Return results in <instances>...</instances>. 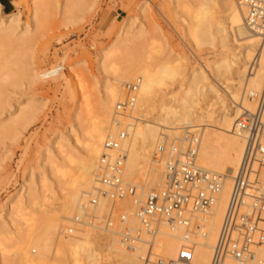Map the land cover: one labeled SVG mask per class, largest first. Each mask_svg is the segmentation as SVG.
<instances>
[{
  "label": "bare ground",
  "instance_id": "1",
  "mask_svg": "<svg viewBox=\"0 0 264 264\" xmlns=\"http://www.w3.org/2000/svg\"><path fill=\"white\" fill-rule=\"evenodd\" d=\"M30 1L32 4L30 23H22L19 12L15 11L1 16L0 5V52L5 46L14 43L16 38L26 36L33 27H36L44 4L43 0ZM172 1L179 4L181 0ZM20 3L21 0H15V4ZM94 3L95 0H64L61 3V10L66 13L77 7L86 5L90 7ZM120 3L126 9H131L130 4L123 1ZM182 6L194 20L193 24L188 25L187 35L193 36L199 45L210 46L215 41L214 43L225 51L209 63L211 80L201 68L196 67L179 85L180 87L176 88L178 90L170 93L165 90L166 81L170 83L179 76L177 61L157 62L149 58H136L123 54L128 44L135 42L134 38L144 33L143 28H140L135 36L134 31H131V26L134 24L131 21L109 32L115 35L116 40L114 44L112 43V47L105 48L101 53V71L108 75V80L104 82L101 90L98 109L94 115H91L93 112L91 113L85 96L82 98L83 104L75 113L74 123L82 129L75 132L73 141L82 146L83 156L78 157L73 152V147L63 138L54 142L58 155L75 166V171L66 185V191L60 198L61 202L59 204L50 202L53 192L44 177L40 179L37 187L40 192H37L36 184L29 182L32 176L30 175L26 176L20 192L9 196L0 210L1 236L6 233L4 227L6 223L16 227L19 221L25 222L24 211L27 207L36 205L40 197L39 202H43L44 206H51L47 213L41 212L36 216L37 227L23 233L24 236L21 235L13 248L12 251L16 254L19 264H54L61 252L69 250L79 264L82 261L86 264H106L104 263L106 261L102 262L105 259L103 255L105 251H107L105 254L107 260L110 256H114L117 258L115 259L117 264H142L140 252L144 250V245L138 246L139 252H131L126 250L116 237L99 235L89 228L77 229L67 236L59 233L60 222L63 219L71 220L79 211L81 203L94 195V173L103 152V142L108 133L117 130L114 124V106L122 98L123 85L138 77L141 78V82L135 106L131 113L120 118L121 121L129 120L128 117H133L135 114L142 120L141 123H134L129 137L123 143L128 150L124 179L127 181L129 177H140L143 182L151 179L149 190L161 187L162 169L158 167L160 162L153 158V154L163 130L169 135H178L184 124L201 126L197 163L200 167L223 176V185L216 197L215 208L213 209L212 206L209 214H197V220L200 221L202 228L191 237L194 244L192 264H209L231 190L232 177L244 150V140L233 133L232 127L243 109L254 108V101L248 93L260 90L264 80V37L249 31L244 24L242 11L234 0H197L195 5L189 7L188 4L182 3ZM151 7L149 0H140L137 5L139 12L144 15ZM138 26L137 23L136 27ZM208 29L212 31L209 32ZM119 83H122V86ZM36 100L37 98L32 96L23 106H19L20 116L28 112L36 113L41 106L36 105ZM125 124L127 123H124V126ZM2 140L0 138V143ZM53 161L50 163H54ZM162 165L160 163V167ZM53 169L58 172L55 164ZM149 173L152 176L148 179ZM137 187L141 189L140 198L148 195L149 192L143 191L144 187L138 184ZM140 198H135L136 200L133 201L136 206L133 215L145 201ZM124 201L127 202V199ZM59 207V211L55 210ZM100 208L103 209V204H100ZM204 215L211 217L210 220L206 217L208 224ZM101 238L110 240L105 245L103 243L101 245ZM184 241L181 226L171 228L162 224L160 235L155 240L156 252L166 258L175 259ZM1 245L0 241V262L3 264L5 262L3 254L6 250ZM37 249L39 252L33 255ZM258 254L264 255V247ZM114 257L111 259L114 260ZM262 260L264 262V259ZM226 264L237 263L227 261ZM247 264H255V262Z\"/></svg>",
  "mask_w": 264,
  "mask_h": 264
},
{
  "label": "rangeland",
  "instance_id": "2",
  "mask_svg": "<svg viewBox=\"0 0 264 264\" xmlns=\"http://www.w3.org/2000/svg\"><path fill=\"white\" fill-rule=\"evenodd\" d=\"M10 1L12 11L19 12L21 22L30 23L31 1L21 0L19 5L15 4V0ZM63 1L43 0V11L40 12L36 27H33L26 36L16 38L18 41L14 40L12 45L5 46L0 52V138L3 139L2 144L0 143V210L9 196L20 192L26 176L30 175L32 176L29 182L36 184L35 188L44 177L53 192L50 202L55 204L61 202L60 198L66 191V185L75 171V166L58 155L54 142L63 138L73 147V152L78 157L83 156L82 146L73 141L75 132L82 129L74 123L75 113L83 104L82 98L85 96L88 99L89 109L91 113L93 112L91 115H94L98 109L101 90L104 82L108 80V75L101 71V53L105 48L112 47L116 40L115 35L110 34L111 31L131 21L134 23L131 31H134L135 36L140 28H143L144 33L136 36L138 38L134 36L136 41L129 43V46L126 45L128 50H123V54L136 56V58H149L157 62L177 61L179 76L170 83L166 81L165 90L170 93L178 90L176 88L180 87L179 85L196 67L201 68L211 80L209 63L225 52L214 43L215 41L214 45L213 43L210 46L199 45L193 36L187 35V29L194 20L182 3L190 7L195 5L197 0H181L179 4L172 0H149L152 7L145 11L147 15L145 12V15L140 13L137 9L140 0H95L90 7L87 5L77 7L66 13L61 10ZM122 1L130 4L131 9L122 6L120 3ZM5 13L9 12L2 8L1 16ZM137 23L138 27H136ZM208 31L212 30L208 29ZM58 65H63L65 70L54 74ZM119 85L122 86V83ZM32 96L37 98L36 105H41L40 108L36 113L28 112L20 116L19 106H23ZM128 118L129 120L122 121L121 127H124V123H133L135 118L139 119L135 122H142L141 118L135 114ZM164 131L163 133L167 134V131ZM172 135L169 136H180V134ZM51 161L54 163H50ZM162 162H160L161 165H164ZM160 163L158 167L162 169L160 173H163L164 166L160 167ZM54 164L58 167V172L53 169ZM149 174L148 179L152 176L151 173ZM128 180L144 187V192L151 191L149 190L151 179L147 180L148 183L143 182L140 177H129ZM37 189V192H40L39 188ZM137 192L138 197L129 196L126 198L127 202L121 201L123 205L118 202L116 209L132 214L136 208L133 201L140 198L141 189ZM140 199L144 200L146 197ZM39 200L36 205L29 206L24 211L25 222L19 221L16 227L5 222L6 233L0 236L1 246L6 250L3 254L5 257L3 264H19L16 254L12 251L13 248L21 235L23 237L28 230L37 227L36 216L50 210L51 206H44ZM216 202L215 200L212 205L213 209ZM55 210L59 211L60 207ZM204 217L205 220L211 218L210 215H204ZM70 221L63 219L59 229L69 225ZM205 222L208 224V219ZM134 223L137 224L135 220ZM97 234L102 233L97 232ZM101 239V245L102 243L105 245L110 240ZM38 252L37 249L33 255ZM106 253L107 251L103 252L105 259L103 258L102 262L117 264L115 263L117 258L113 256V260L112 256H108L107 260ZM262 256L259 254V257L264 259ZM83 263L86 264L84 261L80 264ZM54 264L79 263L69 250L61 252Z\"/></svg>",
  "mask_w": 264,
  "mask_h": 264
},
{
  "label": "built area",
  "instance_id": "3",
  "mask_svg": "<svg viewBox=\"0 0 264 264\" xmlns=\"http://www.w3.org/2000/svg\"><path fill=\"white\" fill-rule=\"evenodd\" d=\"M251 33L264 37V0H234ZM58 65L54 74L64 71ZM141 78L123 85L121 100L114 106L116 132L108 133L103 152L94 173V195L80 205L71 223L59 233L71 235L77 229L89 228L114 236L128 251L140 252L142 264H192L194 244L191 241L202 226L197 214H209L223 185V176L200 167L197 154L202 129L184 124L179 137L161 134L153 157L164 162L163 183L152 189L138 211L130 216L116 205L135 196L136 184L124 179L128 150L123 145L133 123L121 127V117L133 110ZM252 110L243 109L236 117L232 131L244 140V150L231 183L227 205L212 248L209 264H262L259 250L264 247V80L258 91H250ZM103 204V209L100 208ZM136 219L137 224L134 223ZM181 226L185 241L175 259L156 252L155 240L160 227Z\"/></svg>",
  "mask_w": 264,
  "mask_h": 264
},
{
  "label": "crops",
  "instance_id": "4",
  "mask_svg": "<svg viewBox=\"0 0 264 264\" xmlns=\"http://www.w3.org/2000/svg\"><path fill=\"white\" fill-rule=\"evenodd\" d=\"M0 5L6 12L12 11V2L10 0H0Z\"/></svg>",
  "mask_w": 264,
  "mask_h": 264
}]
</instances>
